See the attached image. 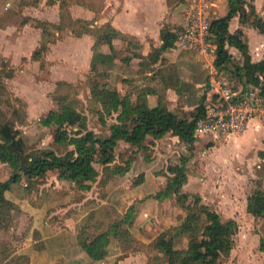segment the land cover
<instances>
[{"label":"rangeland","instance_id":"rangeland-1","mask_svg":"<svg viewBox=\"0 0 264 264\" xmlns=\"http://www.w3.org/2000/svg\"><path fill=\"white\" fill-rule=\"evenodd\" d=\"M48 1L0 0V122L9 120L17 127L28 149L51 147L57 152H63L67 147L54 142L52 128L39 123L40 118L50 109L59 106V100L74 104L87 127L102 136L108 131L107 127L114 118L113 114L104 115L105 123L99 119L97 112L100 104L91 97L92 81L98 80L120 91L131 93V90L137 91L141 83L151 81L143 76L147 65L141 64L143 71L137 72V58L121 62L122 57H130V53L137 49L129 37L124 38L119 33L113 39L114 51L117 53L115 67L104 74L95 73L89 67L92 53L104 49L99 39L102 33L108 31L105 25H109V21L101 22V18L109 4H113L115 0ZM185 1L189 4L200 1L204 8L207 7L203 0ZM172 17L171 14L164 20L171 24ZM152 42L146 48L147 51L153 46ZM198 77L202 80L199 84L202 89L206 84L208 71ZM120 81L125 87L119 84ZM185 88L192 91L195 89L186 81L182 84V89ZM197 97L192 92L183 101L178 100L176 109L184 110L180 106L187 105L186 101L189 104L199 102ZM152 99L155 97L150 100L153 101ZM189 106L184 111L192 110ZM195 140L191 148L183 142L171 143V147L175 149L171 163L179 161L183 155L189 156L185 174L163 176L165 160H162V164L160 162L154 166V174L159 176L152 177L153 185L158 184L162 188L168 182L180 181L185 184L186 189L199 194L201 202L217 211L222 219L233 218L236 221L238 228L233 246L228 254L220 256L217 264H264V217H254L246 210L247 195L257 186L264 189V123L250 133L244 131L207 135L196 137ZM121 149L122 156L129 154L126 147L121 146ZM53 174L54 171L46 174L49 180H53ZM9 175L8 166L0 162V180L7 179ZM52 185L54 182L49 184L53 189ZM58 187L64 190L68 185L58 184L56 189L59 190ZM94 187L96 189L93 192L99 185L94 183ZM11 189L16 194L15 198L10 199L11 204L13 203L10 204L11 208L4 211L0 209V257L7 253L10 254L9 264H37L38 257L34 253L46 251L42 241L45 232L41 223H37L42 218L40 216L37 219L27 207H32L34 201H28L21 206L16 202L21 194H26V190L31 194L28 185L25 187L24 184H14ZM33 198L31 195L29 199ZM34 204L37 207L38 204ZM144 205L139 219L140 222L149 224L142 231V235L151 237L159 229L170 226L167 211L171 208L175 211L174 199L162 203V211H158L153 199H149ZM56 216V223L48 214L44 215V219L51 222L52 228L68 229L71 214L67 208L59 210ZM34 238L37 240L34 241ZM151 242L137 240V244L131 243L137 251L132 254L130 264H148V257L157 253ZM175 243L178 247L182 246L185 239L175 238ZM111 249L115 250L112 247ZM163 263L166 264L165 261Z\"/></svg>","mask_w":264,"mask_h":264},{"label":"trees","instance_id":"trees-1","mask_svg":"<svg viewBox=\"0 0 264 264\" xmlns=\"http://www.w3.org/2000/svg\"><path fill=\"white\" fill-rule=\"evenodd\" d=\"M170 2L178 5L185 0ZM235 14L239 15L241 23L251 20L258 31L264 32V21L252 3L248 0H228L227 13L213 17L210 21L209 42L215 52V66L220 72L228 71L236 75L244 85H259L264 90V56L257 61H251L243 30L237 28L233 32L229 31V21ZM105 26L108 31L102 33L99 40L106 42L111 51L95 50L90 60V69L98 74H104L115 67L112 39L118 32L110 23ZM129 40L136 47V51L140 50V43L131 37ZM161 40L159 47L145 55L147 59L140 52H133V55L138 54L141 58L140 64L148 66L156 62L161 52L172 45L174 33L163 27ZM229 46L239 50V60L234 59ZM37 52L38 50L34 54ZM195 55L198 53L191 49H182L179 53V57L192 58ZM168 67L171 70L168 73L169 78H176L175 66L169 64ZM90 91L91 97L100 104L97 114L101 122L105 123L104 115L113 114L114 121L108 125V131L102 136L87 127L80 111L67 100H59V106L50 109L39 120L40 124L52 128L54 142L67 147L63 152H57L51 147L28 149L17 127L9 120L0 122V162L10 169L9 177L0 180V209L4 211L11 208V201L5 197V193L11 189L12 184L25 179L34 185L49 171L56 172L60 179L73 181L79 190L89 189L99 173L97 165L109 164L115 160V150L120 140L144 147L147 135L158 138L170 132L190 148L193 146L196 138L194 129L203 115V95L192 110L185 112L169 109L161 97L155 105L149 104L147 95L156 93L149 84L138 88L134 96L130 91H125L120 96L116 88L93 80ZM188 158V155H183L178 163L168 164L167 171L184 175ZM127 166L124 164L121 167L113 163L110 172H122ZM172 194L182 211L176 224L161 230L153 239L151 246L157 253L150 255L147 263L164 264L165 261L166 264H217L220 256L228 254L233 246L238 228L236 221L233 218L222 219L217 211L201 202L199 194L182 188L180 181L168 183L156 191L154 197L160 199ZM246 210L254 217H264V189L261 186H257L247 195ZM137 211L136 202H133L122 215L110 220L105 226L98 222H80L77 240L81 249L93 260L103 258L111 247L121 251L120 256L134 249L131 243L137 244V239L131 233L130 227ZM175 238H184L185 243L178 247ZM260 244L262 247V239Z\"/></svg>","mask_w":264,"mask_h":264},{"label":"crops","instance_id":"crops-1","mask_svg":"<svg viewBox=\"0 0 264 264\" xmlns=\"http://www.w3.org/2000/svg\"><path fill=\"white\" fill-rule=\"evenodd\" d=\"M203 1L207 5L205 9L209 17H219L227 13L228 0ZM248 1L254 5L255 11L262 17L264 21V8H261L262 5H264L263 0ZM109 5L110 6L107 11L103 13L101 22L108 20L110 25L120 35L134 38L135 41L142 45L139 52L144 57L145 55H148L153 48L159 47L161 45V30L163 27H166L169 32L173 33L174 30L185 23L187 19V8L190 6V4L186 1L181 2L178 5H173L170 0H115L113 4L110 3ZM171 14L173 19H170V24L165 20ZM237 28H241L245 33L251 61H257L261 59L264 56V32L258 31L257 28L253 26L251 20L244 24L241 23L239 15L235 14L229 21L228 29L229 31L233 32ZM113 39L112 43L114 45ZM151 41H153V46L147 51L146 48L150 46ZM101 43V45L104 46V49L100 51H111L106 42ZM228 49L232 53L233 57H235L237 60L240 59L241 55L236 47L229 46ZM181 50L182 49H179L176 43L173 41L172 45H169L164 51L161 52L159 59L156 62L150 63L147 66L143 76H146L148 81L150 80L151 82L141 83L138 87L140 88L142 85L149 84L155 89V94L147 95L149 104L155 105L158 99L161 97L169 109L178 111V109H176L178 100L182 99L183 101V98L188 97V95L192 92L194 95H198L197 101H199L202 95L201 92H203V90L199 87V84H201L200 82L202 80H199L198 76L203 75L204 72L205 74L207 71L210 72V70L213 69L212 64H210L208 67L205 64L206 59L202 54L199 53L192 58L188 56L179 57ZM133 52L130 53V57L129 55L122 57L121 62H126L130 58H137V72L142 73L143 69L141 68L140 64L141 58L138 56V54L133 55ZM112 53L115 57L114 61H116L117 53L114 51V47L112 49ZM162 58L163 61L161 62ZM145 59L147 58L145 57ZM90 60L91 58L89 59V67ZM169 64L177 66L174 67L177 75L176 78H169L168 73L171 71L168 67ZM141 81L142 80H140V82ZM185 81L188 82L189 85L195 87L194 91L191 89L186 90V88L182 89V84ZM119 84L125 87L122 81H120ZM117 90L119 91L120 96H122V94L125 92V90ZM131 91L133 94L136 92L134 90ZM153 97H155V99H152L153 101H151L150 99ZM195 103L189 104V102L187 103L186 101L187 105L180 107L185 110L186 106L190 105L189 109H193L192 107H195L198 102ZM261 123L264 122L259 119H252L244 131H248L250 133L254 131V128H257L259 125H261ZM169 140H171V142ZM173 142L178 144L182 143L177 135L170 132H166L158 138H153L151 135H147L144 141V147L131 145L124 140H120L115 150V160L112 163L105 165L98 164L97 169L99 173L96 179L91 182V186L87 190H79L73 181L58 178L56 172L53 174V180H49L48 176L45 175L43 178H39L40 180L35 183L36 186H34L33 183L27 182L25 179H22L19 183H15L22 186L24 184L25 187L28 185V189H34L32 192L29 190L31 194H28V190H26V194H21L16 202L21 206L25 205L28 201H34L32 203V207H27H29L28 209L30 213L37 217V219H39L40 216L42 218L41 221L37 220V223H41V228L45 232L42 237V241L43 247H46V251H38L34 253L35 256L38 257L37 264H40V262L44 264H69L70 262L72 264H116L117 262L118 264H130V261L132 260V254L137 251L136 248L132 249L122 257L119 255L121 254V251H111V249H109V253L103 258L98 260L91 259L86 252L82 251L77 240V231L80 226V222H98L105 226L110 220L122 215L125 212L127 206L133 202H136L138 211L130 227L131 233L139 241H153L156 235L165 228L159 229V231L153 234L151 237H146L145 235H142V231L146 229V226L149 223L145 221L140 222L139 218L144 210V203H148L149 199L155 200L157 208L159 209L158 211H162L161 204L165 203V201H172V199L175 200L174 194L160 199L155 198L154 194L156 191L161 189V186L158 184L154 186L152 182V177L154 178L155 175L156 177L159 176L157 173L154 174V166L158 165L160 162L162 164V160H165V169H163L165 174L162 173L163 176L167 174L170 176L173 175V173H169L166 168L168 164L179 162L174 161L171 163V159L173 158L172 156H175V149L171 147V143ZM183 144L187 145L184 142ZM121 146L126 147V150L129 151V154L122 156ZM155 154H158V156ZM126 161H128V163ZM113 163H117V165L121 167L124 166V164H127L128 166L122 172L111 173L110 168ZM185 167H188L187 162ZM186 171L187 169L185 172ZM48 182H54V185H52L53 189L50 188V183ZM63 183L68 185L66 189L61 190L59 187V190L56 189L58 184ZM94 183L96 186L97 184L99 185L95 192H93L96 189L94 187ZM168 183L164 184V186ZM13 185L14 184H12L11 187ZM182 188L186 189L185 184H182ZM15 195L16 194L12 189L5 193V197L9 199L15 198ZM31 195L34 196L33 200L29 199L31 198ZM34 203L38 204L37 207ZM169 205L171 206V204ZM66 208L69 214H71V221L68 229L65 227L61 229L52 228L50 225L51 222L44 219V215L48 214L53 220H55L56 223L58 221V216H56V214L59 212V210ZM181 211L182 209L178 206L177 202L175 211H173L172 208L167 211L170 216V225L176 224L178 222V215ZM168 226L169 225H166L165 227ZM38 228H40V226ZM33 240L36 241L37 239L34 238ZM51 251H53L52 254ZM9 258L10 254L5 253V255L0 259V264H9Z\"/></svg>","mask_w":264,"mask_h":264},{"label":"built area","instance_id":"built-area-1","mask_svg":"<svg viewBox=\"0 0 264 264\" xmlns=\"http://www.w3.org/2000/svg\"><path fill=\"white\" fill-rule=\"evenodd\" d=\"M187 19L174 30V42L179 49H192L212 64L202 88L203 115L198 119L194 136L242 132L252 119L264 122V90L259 85H244L236 75L220 72L215 66V52L209 42L210 21L202 2L187 8ZM264 83V81H263Z\"/></svg>","mask_w":264,"mask_h":264}]
</instances>
